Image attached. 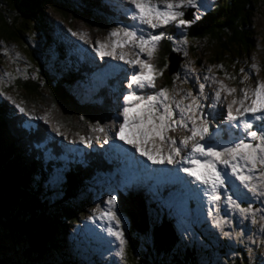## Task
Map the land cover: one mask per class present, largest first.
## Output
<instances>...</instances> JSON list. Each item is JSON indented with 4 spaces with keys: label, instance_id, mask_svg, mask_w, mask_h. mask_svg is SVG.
Instances as JSON below:
<instances>
[{
    "label": "clouds",
    "instance_id": "obj_1",
    "mask_svg": "<svg viewBox=\"0 0 264 264\" xmlns=\"http://www.w3.org/2000/svg\"><path fill=\"white\" fill-rule=\"evenodd\" d=\"M97 1L98 4L96 5H98V7L94 8V10L92 9L93 16L97 19L94 18L95 21L91 20V17H86L85 19H90L95 26L94 28L100 31L102 36L111 33L118 28L132 31L134 25L144 30L143 35L145 38L150 34L154 35L163 33L164 38L159 41L154 53L160 59L161 52L164 49L163 46L164 44H167L171 52L168 56V63L171 64V69L172 57L177 58V70L172 72V78L174 77L176 80L174 83L175 86L158 88L156 79L159 80V77H157L156 68L160 65V62L154 56L149 60L147 53H139L130 44H127L123 48L116 47L117 58L113 59L112 56L109 55H105L101 58L98 51L95 50L98 48L97 42L99 41L100 43L108 44L107 38L109 35L98 41H90L91 38H94L91 33L88 31H80L79 28H71L70 25H72L71 23L73 22L59 20L61 22L56 23V30H54L53 34L49 36V41L56 45V48H54V54L62 53V55L57 56L54 59L56 67L58 69L65 68L67 71L65 73H69L75 77L72 88L77 91L81 99L91 98L94 100L86 106L96 108L106 107L108 112L111 111L114 124L109 126L108 132L99 133L98 135H93L97 121L91 122L89 125L87 124L86 130H78L77 133H73L72 131L68 132V126L60 120V117H56L54 111L51 110L53 105L52 100L40 98L38 102L41 105L35 102L37 108L34 103H28L31 106L28 107L20 102L23 98L22 95L26 93V86L21 88L19 80L26 70L19 71L16 66H14V72H11V70L9 73L0 74V106L6 104V106H8L14 113L15 120L13 122L20 134L21 132L26 131L30 132L34 138H42L41 140H36V145H34L32 149H27L29 157L32 155L35 157L41 154V160L46 161L54 159L56 162L62 164L56 175L51 179V185L53 187L62 181L63 176L75 170L76 167H79L80 164L83 163L87 154H97L100 157V160L102 161V171L109 174L107 182L111 183L114 187L106 186V191H109L107 196L104 199H100L98 202L91 201L92 205L87 209L86 213L80 216L78 220L69 223L67 229H72L75 225L80 224L84 227V236L100 237L117 244L118 240L114 235L107 231V228L111 226L114 231H117L119 225H116L114 220L109 221L107 216L101 218L99 212L103 209L104 201L106 202L115 198L116 203L114 211L116 213L120 201L119 196H128L130 193H139L146 198L150 207L158 212V216L172 219L173 216L176 215L173 223L176 232L180 235L179 241L184 247L193 248L196 252H201L204 249L210 250L206 243H209L211 246L218 243L214 240V237L217 235L214 232L219 230L220 233H222L228 228L229 219L231 223L237 227L234 221V210L227 209L224 202L225 199L227 200L225 193H233V186L236 184L233 182H225V185L220 188L217 193L221 196L220 201L213 202L210 198V189L201 191V189H206V186L200 184L199 181L194 179V177L188 176L182 170V168L185 167H192L190 164L182 163L183 158L190 152V146L189 148L184 149L179 157L175 158L176 162L173 164H167V162L164 164H152L147 157L141 156L140 153L130 144H126L124 141L120 140L117 137V133L121 123H123V107L127 106L124 97L133 92V90L136 91L137 95L147 96L156 94L161 89H167L169 98H175V100L182 96V91H180V89H182L186 95L196 92L193 87L199 90V86L205 82V77L208 75V68L205 67L206 61L204 64L201 63L198 65L196 62V56H194L196 66L201 68H199L197 80L192 84L187 81V75L179 63L180 59L183 57L187 58V56L192 54L189 28L202 19L207 12L215 11L218 7L214 9V6L217 4L220 5L221 0H206L209 4L202 14H199L198 11L205 5V0H192V6L186 5L174 9L177 12L183 13L182 16L177 17L176 21H173L168 25L159 26L156 29L140 24L132 18V12L134 11L131 8L132 5L128 3V0ZM151 2L157 4L163 9L166 1L151 0ZM172 2L181 3V0H172ZM98 14L103 17V21H98ZM181 19L186 21L184 25L179 24V20ZM81 20H83V23H86L84 18ZM65 21L68 24L65 23ZM98 23H104L106 28L101 29L102 27H99ZM50 29L52 28L49 26L45 35H48ZM179 32H182V36H179ZM73 33H76V35H73ZM140 34L141 32L137 33L138 36ZM117 39L118 38L116 37L113 38L114 41ZM119 39L122 40L123 38L120 37ZM38 40L39 39H37V41ZM40 40L42 42L44 41L42 35ZM178 41H183V46H177ZM3 43H5V41ZM0 44H2V42ZM1 50H3V48H0V51ZM103 50L105 52H110L109 45ZM137 53H139L140 60H145L154 66L155 87L153 88L146 87L144 89H137L135 85H133V88L128 87L129 83H131V75L133 73H139L141 69L139 65L134 67L131 64L125 63V60L136 59ZM23 54L26 59L27 54L25 50ZM121 54L125 56V60L119 59ZM34 57L37 58V56ZM248 57L249 55L245 58V61L248 62V66H223L219 67L220 70L217 71L218 74L216 79L218 78L221 83H229L231 88L237 90L236 93L229 96L227 92H224L222 102L218 104L215 102V94H213L212 101L209 102V104H207V99V101H205L207 113L205 112L204 105L200 102V108L198 109L199 115L196 117L197 125L199 126L201 119L207 121L210 136L206 139H213V143L219 146L217 150H220V147L223 146H231V144L239 142L241 138H245V142L251 140V138H248L247 132L231 126L230 122L227 120V106L233 98L238 99L240 97L241 89H247L250 87L248 82L249 80L252 81L254 78L253 68H249L250 75H248L246 79L240 77L243 81L240 80V78L237 80H226L223 76V73L229 72L233 68H248L249 60H246ZM25 61L27 62V60ZM207 62L211 67H215V64L210 63L208 60ZM5 68L7 69V67L0 65V71L6 70ZM259 70L263 72L261 68H259ZM254 73H256V71ZM95 74H98V77L96 78L97 83L92 85V88H89L88 80L95 77ZM205 89L206 84L204 86V90ZM208 94L210 93L208 92ZM75 99L76 101H80L77 97H75ZM26 101L29 102L28 100ZM20 108H24L25 111L20 112ZM173 108L175 109L174 105ZM132 116L133 115L130 114V119ZM40 117H46L47 122H45V119H40ZM173 118L179 119V113L176 112ZM246 118L251 120L252 123L253 121L256 122V129L253 127L249 131L255 130L258 133H264V129H257V123L259 120L254 119L250 114L246 116ZM188 126L189 128L191 127L190 122ZM222 126L223 128L221 129ZM64 133L70 135L66 136ZM190 134L191 133L187 129L178 128L175 132H169L167 135L175 138L177 145H179L180 140ZM82 137L84 138L83 142H81ZM20 138H22V135ZM72 141L76 143L73 144L75 148H72L71 146ZM205 142L206 141H201V143ZM145 147L155 152L154 145L151 142H149L148 145H145ZM160 154H168L166 146L161 147ZM38 160L40 159H37V161ZM39 172H41V166ZM44 178L48 180L47 174H42L41 172L38 179L35 180H42ZM42 189L44 194L48 191V181L44 184ZM39 196L43 197L42 193H39ZM184 200L185 204L182 205L181 202ZM233 200L237 203L234 198ZM100 202L102 203L101 207L99 205ZM256 206L257 203L254 204V206L247 205L246 208L253 210L251 207ZM107 207H111L109 203ZM103 212H105L104 209L102 213ZM86 214L90 215L88 216L87 221L84 222ZM252 217L256 218L257 215L253 214ZM217 220L223 221L219 227L216 224ZM252 224L256 225L255 219ZM120 229L123 230L124 239L126 241L127 232L121 223L119 230ZM100 232L107 233V235L99 236ZM189 233L197 235L201 243L198 241L190 243V240H193V237L190 236ZM249 235H246L247 239L249 237L250 239L252 238ZM222 238L223 237L221 236V239ZM258 243L259 242H257V244ZM181 244H179V246L183 248ZM216 246L220 245L216 244ZM76 247L77 243L71 242L69 252L65 253L67 257L71 258V260L76 254L74 250ZM124 251L125 248H123V252ZM118 254L120 255V253ZM216 254L219 253L216 252ZM122 256L113 264H128ZM55 258L58 260L59 255H55ZM220 258H222L221 255ZM213 261L215 260L213 259L211 262ZM0 262L2 261L0 260ZM101 263L105 264L104 262ZM93 264H96L95 259H93Z\"/></svg>",
    "mask_w": 264,
    "mask_h": 264
},
{
    "label": "trees",
    "instance_id": "obj_2",
    "mask_svg": "<svg viewBox=\"0 0 264 264\" xmlns=\"http://www.w3.org/2000/svg\"><path fill=\"white\" fill-rule=\"evenodd\" d=\"M96 4L98 1L95 0H0V43L5 40L13 43L22 41L27 58L28 51L38 58L36 48L44 49L48 58L46 62L40 61L38 67L47 77L33 70L27 61L28 70L19 80L21 88L26 86V93L20 102L28 107H31L28 103H34L37 108L36 103L41 105L38 102L40 98L50 99L55 116L71 129L86 130L87 124L97 121L93 135L108 132L109 126L114 124L111 111L108 112L106 107L86 106L94 100H82L72 88L75 77L65 73V68L56 67L54 59L62 53L49 52L53 43L45 34L51 21L48 18L45 21V11L48 6L62 20L69 22L86 17L95 21L97 18L93 13L88 14V9L94 10L98 7ZM257 16L264 18V0H223L215 11L207 12L189 28L191 53L196 56L197 64L202 63L198 60L202 49L198 48L199 45L203 46L202 53L207 52L208 47L218 48L214 53L217 61L226 60L221 56H228L230 61L246 56L242 52L249 51L256 43L252 33ZM98 26L106 28L104 23H98ZM32 32L36 33L37 38L42 35L44 41L34 42L37 38L30 34ZM197 42L199 44L196 45ZM163 47L160 59L157 58L160 65L168 62L171 53L167 44ZM35 75L41 76L44 82L41 83ZM173 80L168 70L164 71L158 80V88L172 87L170 83H175ZM88 82L89 88L95 85L91 78ZM36 87H43L44 91L36 92ZM75 97L80 101H76ZM14 120L11 109L6 104L0 106V260L4 264H85L86 257L81 250L89 247L90 241L83 246L84 237L78 231L71 236V229L67 228L69 223L78 220L91 207L90 195L93 190L105 193L106 186L114 187L103 177H108V173L102 171V161L97 154H87L79 167L63 176L62 181L53 187L51 179L62 164L54 159L41 160V154L29 157L26 146L19 142L21 135ZM21 149L23 152L19 151ZM40 166L48 180H35L41 174ZM47 181L49 192L44 194L42 188ZM119 200L116 216L127 232L124 260L128 264H205L217 260V251L224 263H229L228 252L241 258L237 264L260 262L259 259L248 261L249 252L245 241L240 239L235 249L226 245L229 238L224 236L216 243L220 246L206 243L210 250L196 252L193 248L184 247L173 223L176 215L172 219L158 216V212L139 193L119 196ZM242 207L246 208L247 205ZM69 240L77 243L74 249L77 255L72 260L65 255L71 246ZM23 250L29 251L27 257L31 259L23 257ZM55 255H59L60 262L51 258H55Z\"/></svg>",
    "mask_w": 264,
    "mask_h": 264
},
{
    "label": "snow or ice",
    "instance_id": "obj_3",
    "mask_svg": "<svg viewBox=\"0 0 264 264\" xmlns=\"http://www.w3.org/2000/svg\"><path fill=\"white\" fill-rule=\"evenodd\" d=\"M128 3L134 8L132 18L152 29L168 25L176 21L177 17L183 15L182 12H177L174 9L186 5L192 6V0H181V3L166 0L163 9L152 3L151 0H128ZM185 23V20H179L180 25ZM139 31L141 34L138 36L136 30L128 31L124 28H118L109 33L107 38L109 42H112L114 37L118 38L112 43V52H105L103 49L108 44L99 41L97 42L98 48L95 50L98 51L101 58L109 55L115 59L117 57L114 54V49L116 47L123 48L131 43L139 48L141 53L146 51L150 60L157 49L159 41L164 38L163 33L150 34L145 38L143 35L144 30L139 29ZM73 35H76V33H73ZM120 37L123 39H119ZM136 55L137 58L132 60H125L123 54L119 56V59L125 60V63L134 67L139 65L141 69L139 73L131 75V83L128 87L133 88V85L137 89L155 87L154 66L145 60H140L139 53ZM229 78L231 79V77ZM205 79H208V77H205ZM213 83H216V81H213ZM203 90L204 85L201 84V94H203ZM222 91L231 96L237 90L235 88L229 89L226 85L220 83L219 90L215 93L217 104L222 102ZM188 98L186 96L179 101L175 98L170 99L167 89H161L158 93L147 96L137 95L136 91L133 90L124 97L127 106L123 107V123L120 125L117 137L124 143L130 144L141 156L147 157L152 164H164L165 162L173 164L176 162L175 158L179 157L181 152L190 146V152L183 158L182 163L190 164L192 167H185L182 170L188 176L194 177L196 181L206 186V189H201V191L210 189V198L213 202L220 201L221 196L217 193L225 185L229 175L235 177L249 192L264 196V191H258L257 185L252 183L253 180L264 182V172H260L259 176L255 175L258 166H264V133L249 131L253 128V123L246 118L250 114L254 119H264V115H260L264 114V81H257L255 88L251 91L241 89L240 97L238 99L233 98L227 106V120L231 126L247 132L251 141L245 142V138H241L239 142H235L231 146L220 147V150H217L219 146L213 143V139H206L210 136L207 121L201 119L199 126L197 125L196 117L199 115V101L193 98L190 104L185 105L184 100ZM19 110L20 112L25 111L24 108ZM176 112L179 113V119L173 118ZM130 114H134L131 119ZM40 119H45V122H47L46 117H40ZM189 122L191 123L190 128L188 126ZM178 128L187 129L191 133L180 140L179 145H177L176 139L167 135L169 132H175ZM100 131H103V129H100ZM157 140L161 145L167 147V155L160 154L161 148L159 146L156 147L155 152L145 147L149 142L155 145ZM83 141L84 138L82 137L81 142ZM201 141L206 142L201 143ZM219 165L223 167H218ZM108 203L111 207L106 212L101 213V218L107 216L109 221L114 220L116 225H119L120 219L114 211L115 198L110 199ZM227 203L238 209L242 214H251L252 212L250 208L240 207L231 196L227 197ZM222 223L223 221H216L218 227ZM107 231L119 241L120 254L122 255L126 243L123 232L114 231L111 226L107 228Z\"/></svg>",
    "mask_w": 264,
    "mask_h": 264
},
{
    "label": "rangeland",
    "instance_id": "obj_4",
    "mask_svg": "<svg viewBox=\"0 0 264 264\" xmlns=\"http://www.w3.org/2000/svg\"><path fill=\"white\" fill-rule=\"evenodd\" d=\"M97 1V0H95ZM166 1V0H164ZM223 2V0L220 1V4ZM204 6L203 8L199 9L198 13L202 14L204 13V11L206 10L207 6H208V2L205 0L204 2ZM219 6V4H217L216 6H214V9L217 8ZM47 13V14H46ZM93 11L91 9L88 10V14H92ZM72 15V14H70ZM45 21L47 20V18L51 21V24L49 25L52 29H50V31L48 32V35L51 36L54 32L55 29V25L58 22H61L59 20H62L61 17H59L57 14L53 13L52 9L49 8L47 6V10L45 11ZM68 18H71L68 17ZM90 18V17H87ZM86 23H83V20L77 18L73 20L72 25H70L71 28L76 29L79 28L80 31H88L89 33H91L93 35V39L91 38L90 41H98L103 39L104 37H106L108 34L102 36L100 34V31H98L96 28H94V24L90 21V19L86 20L84 18ZM98 20L99 21H103V17L101 15L98 14ZM256 24H255V31L252 33V36L256 38V43L253 44V47L249 49V51L247 52H242L245 53L247 55H249V57L246 60H249V67L248 68H233L231 69L229 72H225L223 73L224 79L226 80H230L229 77H231V79L233 80H237L240 77H243L246 79V77L248 75H250V71L249 68H253V80L250 81L249 80V84L250 87H248L247 89H249V91H251L252 89L255 88L256 86V82L257 81H264V18L261 16H257L256 17ZM65 23H67L65 21ZM68 24V23H67ZM139 27L134 25L132 28L133 30H136L137 33H139ZM260 35H259V34ZM32 36H34L35 38H37V35H35L36 33L32 32L30 33ZM38 34H40V32H38ZM179 36H182V32H179ZM40 38V37H38ZM37 38V39H38ZM37 39L32 40L36 43L40 42L41 40L39 39L37 41ZM114 42V40L112 42L108 41V45L110 48V52L113 51L112 49V43ZM183 41H178L177 46H183L182 45ZM137 52H140L139 48H136L133 44L129 43ZM199 44V42L196 43V45ZM0 48L3 50L0 51V65L7 67L6 70L4 71H0V74L2 73H9L11 70V72H14V66H16L18 68L19 71L22 70H26L27 71V65L29 63V66L31 68H34L33 70H37L40 73H43V71L41 72L39 67V64L42 62H46L48 60V58L45 57V50L43 49V51H41V48H36V54H38V58L33 56V54L28 51V55H30L28 58L25 59V56L23 54L24 50H25V44L22 41H18L17 43H13L10 42L8 40H5V43L2 42V44H0ZM54 48H56L55 43L52 44V50L49 51L50 53L54 52ZM198 48H202L203 46H198ZM112 49V50H111ZM202 49L199 52V60L202 61V63H205V67L208 68V79H205V82L203 83V85L205 86L206 84V89L203 91V94L200 93V86H199V90H197L195 87H193V89L196 92H193L192 94L186 95V93L180 89V91H182V96L177 98V101L181 100L184 97H189L188 99L184 100V104H190L192 102V99L195 98L200 102H202V104L205 107V112L207 113V109H206V102L207 104H209V102L212 101L213 98V94L216 93V91L219 90V86L221 81L216 77H217V71L220 70L219 67H223V66H248V62L245 61L246 56L241 57V60L238 59H234L233 61H230V58L227 56H221V58H225L226 60H219L217 61L214 57L215 56V51H218V48H216L215 46L213 48L208 47L207 48V52L202 53ZM211 49V50H210ZM209 50V52H208ZM235 50V49H234ZM204 51V50H203ZM143 53H147L146 51ZM6 54V55H5ZM114 54L116 55V48L114 49ZM48 55V54H47ZM232 55V52H230L229 56ZM153 56L157 59V55L154 53ZM24 60V62H23ZM27 60L28 63L25 61ZM207 60L212 63L215 64V67H211ZM176 61L177 58L176 57H172V69H171V64L168 62H165V65H158L156 68V72H157V77H161L164 74V71L168 70L169 75L173 76L172 72L177 70V66H176ZM160 62V61H159ZM180 66H182V68L184 69V72L187 75V81L192 84L197 80L198 77V72H199V68L196 66V62H195V57L192 56V54L190 56H187V58L183 57L182 59H180ZM255 65V67H253ZM259 68L262 69L263 72H261L259 70ZM258 69V70H257ZM49 72V70H47ZM256 71V73H254ZM18 73V72H17ZM216 73V76H215ZM43 75L45 77H47L46 73H43ZM36 78H39L41 81V83L44 82V80L42 79L41 76L39 75H35ZM252 76V75H251ZM98 77V75L94 78L96 79ZM37 80V79H36ZM240 80L243 81L242 78H240ZM213 81H216V83H213ZM156 82L158 85H160L158 79H156ZM173 82H176V80H173ZM95 83V82H93ZM169 83V82H168ZM162 84V83H161ZM224 85L227 86V88L231 89V85L227 82L223 83ZM171 86H175L174 83H170ZM44 91L43 87H36V91ZM208 92L210 94H208ZM168 96L169 93L167 92ZM221 96L222 98L224 97V91L221 92ZM207 99V100H206ZM231 102H229L230 104ZM134 116V114H132ZM256 122L253 121V127L254 129H256ZM223 128V126L221 127V129ZM68 132H73V133H77L79 129H71L69 127H67ZM257 129H264V119H260L257 123ZM255 131V130H253ZM22 138H19V142H22L27 149H32V147L34 145H36V140H41L42 138H34L32 136V134L30 132H21ZM64 135L68 136L70 134L68 133H64ZM248 138H250L248 136ZM175 139V138H174ZM10 140H12V138H10ZM251 140H248V142H250ZM72 143V148H75V146L73 144H76L74 141L71 142ZM159 146L160 148L162 146L165 145H161L159 140L156 141V144L154 145V149L156 151V147ZM19 151H22L19 150ZM168 153V152H167ZM218 167H223L222 165H219ZM230 173V169L228 170ZM260 172H264V166H258V171L255 173L256 176H259ZM105 180L109 179V175L108 177L104 176ZM99 180V179H98ZM226 182H233L236 185L233 186L234 192L233 193H228L226 192L225 195L227 197L231 196L233 197L236 202L238 204H240L241 206L244 205H248V206H254V204L257 203L256 207H251L253 210L251 212V214H242L239 212L238 209L232 207L231 205H229L227 203V200L225 199L224 202L226 204L227 209L229 210H234L233 215H234V221L235 224L237 225V227L231 223L230 219L228 220V228H226L222 233H220V231H215L214 233H216L217 235L214 237V240L216 242H219L221 240V236L223 237H228L229 240L226 242L229 247H234V249L237 247L238 241L239 239L242 241H245L246 244V249L249 252V254L247 255L248 261L249 260H260L259 264H264V196H259L256 194H253L252 192H249L246 188H244L240 182L238 180L235 179V177L229 175L228 179L226 180ZM252 183L256 184L258 187V191H264V182H261L259 180H253ZM99 184V183H97ZM106 188V187H105ZM109 191H106L105 193L99 192L96 193L94 190L91 192V200L92 202L96 201L98 202L100 199H104ZM206 199V198H205ZM242 203V204H241ZM181 204H185V200L181 202ZM100 207L102 205V203L100 202ZM108 205V201H104V205H103V209L106 212V209ZM99 207V206H98ZM103 209L99 212V214L102 213ZM100 210V209H99ZM89 213V212H88ZM98 214V215H99ZM253 214L257 215L256 218L252 217ZM84 215V214H82ZM90 214H86V217L84 219V222L87 221V218ZM255 219V224H252L254 222ZM257 226V227H255ZM120 228V224L119 227L117 228V231H122L123 230H119ZM70 230V229H69ZM78 231L79 234H81L84 237V241L82 243V245L84 246L87 241H90V246L89 247H84V249H82V253L83 255L86 257L85 259V264H93V259H95L96 264H102L101 262H104L105 264H113L116 260L119 259V257H121L124 259L125 256V251L123 252V254L119 255L118 253H120V245H119V241L116 243L105 240L103 238L100 237H91V236H84L83 232H84V227L81 226L80 224L75 225L71 230V236L75 235L76 232ZM251 231V232H250ZM69 233V231L67 232ZM204 234V233H203ZM250 234V235H249ZM102 235H107V233H102L100 232L99 236ZM190 236L193 237V240H190V243H192L193 241H198L200 242V239L197 235L195 234H190ZM246 235L251 236L252 238L250 239V237L247 239ZM68 235H66V237H68ZM70 236V238L72 239V237ZM205 236V234H204ZM248 237V236H247ZM70 241V240H69ZM71 242V241H70ZM257 242H259L257 244ZM201 243V242H200ZM239 245V244H238ZM125 248V247H124ZM24 254L23 257L25 256L27 259H31L30 256L27 257L28 252L26 250H23ZM53 252V250H52ZM89 252V253H88ZM95 253V254H94ZM217 253H219V251H217ZM251 253V254H250ZM47 254V253H45ZM44 254V255H45ZM228 256L227 259L229 261V263H223L224 260L222 258H220V255L217 254V260L211 262V263H205V264H237L238 260H239V256L237 254H232L228 252ZM77 255V254H76ZM51 257V256H50ZM53 260H56L57 262H60V260H57L56 258L51 257ZM241 259V258H240ZM244 259V258H243ZM101 261V262H100ZM201 262L203 263L204 260L201 259ZM252 262L250 261V264ZM120 264V263H119ZM240 264V262H239Z\"/></svg>",
    "mask_w": 264,
    "mask_h": 264
},
{
    "label": "bare ground",
    "instance_id": "obj_5",
    "mask_svg": "<svg viewBox=\"0 0 264 264\" xmlns=\"http://www.w3.org/2000/svg\"><path fill=\"white\" fill-rule=\"evenodd\" d=\"M98 74H95V77L97 76ZM95 77H93V78H91V79H93L94 80V82H95V84L97 83V80L96 79H94ZM109 175V174H108ZM0 264H3L2 262H0Z\"/></svg>",
    "mask_w": 264,
    "mask_h": 264
}]
</instances>
